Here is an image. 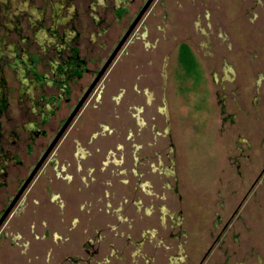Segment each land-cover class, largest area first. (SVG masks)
I'll return each mask as SVG.
<instances>
[{"label":"rangeland","instance_id":"374dc122","mask_svg":"<svg viewBox=\"0 0 264 264\" xmlns=\"http://www.w3.org/2000/svg\"><path fill=\"white\" fill-rule=\"evenodd\" d=\"M144 3L0 0L2 155L14 141L24 166L35 160L41 138L29 141V133L52 135ZM249 13L258 16L250 20ZM180 46L190 55L184 67ZM71 49L84 70L66 80ZM134 55L140 65H154L160 82L147 93L160 109L164 95L170 109L187 263L198 264L210 248L202 264H264V0H153L96 85L99 97ZM97 99L93 93L79 113L98 108ZM6 179L11 192L14 170Z\"/></svg>","mask_w":264,"mask_h":264},{"label":"crops","instance_id":"0c3cea01","mask_svg":"<svg viewBox=\"0 0 264 264\" xmlns=\"http://www.w3.org/2000/svg\"><path fill=\"white\" fill-rule=\"evenodd\" d=\"M133 57L98 96V108L80 111L42 166L25 207L2 229L0 264H75L91 250L98 264L185 258L184 189L170 109L164 95L160 109L147 93L160 82L154 65Z\"/></svg>","mask_w":264,"mask_h":264},{"label":"flooded vegetation","instance_id":"af4514ba","mask_svg":"<svg viewBox=\"0 0 264 264\" xmlns=\"http://www.w3.org/2000/svg\"><path fill=\"white\" fill-rule=\"evenodd\" d=\"M146 1L147 0H145V3H146ZM144 4H141L139 6V8L137 9L136 13L134 14L135 17H132V18L129 19V23H128L127 27L125 28V32L130 27V25L134 21V19L137 17V15L139 14V12L142 9V7L144 6ZM149 6H151V4ZM148 9H149V7L145 11V13L142 15V17L139 19L138 23L136 24V26L132 30L131 34L129 35V37L127 38V40L125 41V43L123 44V46L120 49V51L129 42V39L132 36L133 31H135L137 27L141 26V20L143 19L144 15L147 13ZM125 32L123 33V35L125 34ZM123 35L120 36L118 42L123 37ZM118 42L116 43V45L118 44ZM67 60H68V62H66V65L69 66L71 64V65H73L74 68L71 71H63L62 72L63 74L68 73V76H67L66 80L67 79L70 80V79H76V78H78L80 76V71H82V69L84 70V68H83L84 67V61L79 58L76 49H71L70 50V55L67 56ZM106 60H105V62H106ZM80 67H81V70H80ZM100 69L99 70H96V72L94 74L95 77H96L97 73L100 71ZM101 78H100V80H101ZM100 80L98 81V83L100 82ZM90 84L87 86L86 90L88 89V87L90 86ZM86 90L81 94V96L77 99V101L75 103H73V106L71 108V111L67 115V117L64 118L63 120H60V122L58 124L59 126L52 132V135H46L45 131H43V130H35V131H31L29 133L31 135L33 134V137L30 136V137L27 138V140L34 141V138H35V140H36V138H37V140H39V138H41V141L36 145L38 147L37 148L38 150H37V154H36L35 160L33 162H31L28 166L27 165L24 166L23 165V162L20 161V160H18V156H16V154L15 155L13 154V151H16L18 153L21 152L20 146H18L17 144L14 145V141H11V145H10L9 149L5 151V154L2 155L1 154V151H0V177L2 179L5 178V180H3V181L0 182V198L1 197H4V199H5L2 207L0 208V218L3 215L4 211L7 209V207L14 200V198L18 194L20 188L22 187V185L24 184V182L26 181V179L28 178V176L30 175V173L32 172V170L34 169V167L36 166V164L39 162V160L42 158V156L48 150L50 144L53 142V140L55 139V137L58 134L59 130L61 129V127L63 126V124L65 123L66 119L69 117V115L72 113L73 109L75 108V106L77 105V103L79 102V100L81 99V97L83 96V94L86 92ZM93 93H95V98H98L99 92H98V90H96V86L94 87V89L91 91V93L87 97L85 103L89 100V97ZM78 114H79V111L77 112V114L75 115V117L73 118V120L69 123L68 127L65 129V131L63 132V134L59 137V139L57 140V142L55 143V145L52 147V149L50 150V152L48 153V155L45 157V159L43 160L41 166L39 167V169L37 170V172L35 173V175L31 179L30 183L27 185V187L25 188V190L20 194V196L18 197V199L13 204V206H12L9 214L6 216V218L4 219L3 223L0 225V237H1L2 229L4 227L6 228L7 226H5V225L9 224L10 221H12V218H14V214L16 213V211L20 210V208H24L25 207L24 205H21V202L23 200H26L25 199L26 192L28 191L30 185L34 181V179L37 176V174L40 172L42 166H44L46 163H49L50 162V158L53 155V152H54L55 148L57 147V145L61 141V139L64 136V134L66 133V131H68L70 129V127L72 126V123L74 122V119L76 118V116ZM9 132L11 133L10 136H15L16 137V134H15V131L14 130H10ZM16 139H17V141L19 140V136L18 135H17ZM30 148H27L25 146V147H23V150H25V152H27V150L30 149ZM5 167H7L8 169H6ZM10 169L14 170V181H15V187L12 189L11 192L9 191V189L7 187L8 184L5 182L7 180L6 178L9 175V170ZM217 240H218V237H217ZM210 250L211 249L209 248L203 254V257L201 258V260H200V262L198 264H202L203 263L204 259L206 258V256L210 252ZM87 253H88L87 255H89V257H87V258H79V259H76V260L75 259H72V261L75 262V264H98V263H95L93 261V259H92L94 257V255L97 254V251L91 250V251H89ZM176 264H188L187 263V257L185 256V258H183V260L178 259Z\"/></svg>","mask_w":264,"mask_h":264},{"label":"water","instance_id":"95a60500","mask_svg":"<svg viewBox=\"0 0 264 264\" xmlns=\"http://www.w3.org/2000/svg\"><path fill=\"white\" fill-rule=\"evenodd\" d=\"M152 1L153 0H147L146 1V3L144 4V6L142 7V9L140 10L139 14L137 15V17L131 23L130 27L127 29V31L125 32V34L123 35V37L120 39V41L118 42V44L116 45V47L114 48V50L111 52V54L109 55V57L106 60V62L104 63V65L102 66V68L100 69V71L97 73V75L94 78L93 82L90 84V86L88 87V89L86 90V92L83 94V96L81 97V99L79 100V102L77 103V105L75 106V108L73 109L72 113L66 119L65 123L63 124V126L59 130V132L56 135L55 139L50 144L48 150L45 152V154L42 156V158L36 164V166L34 167V169L32 170V172L30 173V175L28 176V178L26 179V181L24 182V184L20 188V190H19L18 194L16 195V197L14 198V200L11 202V204L4 211L3 215L0 218V225L3 223L4 219L9 214V212H10L13 204L15 203V201L18 199V197L20 196V194L25 190V188L27 187V185L30 183L31 179L33 178V176L35 175V173L37 172V170L41 166V164H42L43 160L45 159V157L48 155V153L50 152V150L52 149V147L55 145V143L57 142V140L59 139V137L63 134V132L65 131V129L68 127L69 123L73 120V118L75 117V115L77 114V112L79 111V109L85 103L87 97L89 96V94L91 93V91L94 89V87L96 86V84L98 83V81L100 80V78L102 77V75L108 69L109 65L112 63V61L114 60V58L116 57V55L118 54V52L120 51V49L122 48L123 44L125 43V41L129 37V35L131 34L132 30L134 29V27L138 23L139 19L145 13V11L147 10V8L149 7V5L151 4Z\"/></svg>","mask_w":264,"mask_h":264},{"label":"trees","instance_id":"16d2710c","mask_svg":"<svg viewBox=\"0 0 264 264\" xmlns=\"http://www.w3.org/2000/svg\"><path fill=\"white\" fill-rule=\"evenodd\" d=\"M189 52L185 46H180L179 52H178V58L180 64L184 67V64H186V60L190 61V55H188Z\"/></svg>","mask_w":264,"mask_h":264}]
</instances>
